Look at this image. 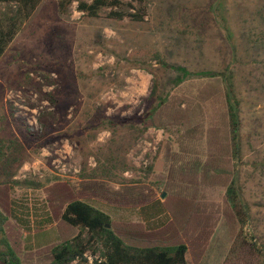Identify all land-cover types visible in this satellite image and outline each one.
I'll return each instance as SVG.
<instances>
[{"label":"rangeland","instance_id":"obj_1","mask_svg":"<svg viewBox=\"0 0 264 264\" xmlns=\"http://www.w3.org/2000/svg\"><path fill=\"white\" fill-rule=\"evenodd\" d=\"M58 1L43 0L0 58V213L20 264L39 251L49 258L78 233L59 235V208L47 195L58 184L107 214L130 245L184 243L188 264H264V0H146L140 23L106 11L88 18L76 3L61 14ZM226 70L239 105L236 176L249 214L237 238L224 204L229 178L214 174L225 164L209 140L208 117L218 114L200 104L202 128L191 143L181 139L192 116L183 122L162 109L142 124L172 97L185 110L193 101L186 86ZM23 124L39 135L29 137ZM92 249L91 262L71 264H99L103 250Z\"/></svg>","mask_w":264,"mask_h":264},{"label":"trees","instance_id":"obj_2","mask_svg":"<svg viewBox=\"0 0 264 264\" xmlns=\"http://www.w3.org/2000/svg\"><path fill=\"white\" fill-rule=\"evenodd\" d=\"M42 1L0 0V5L3 6V10L0 12V58ZM73 3H76V10L88 18H98L103 11H106L105 17L108 19L117 21L128 19L140 23L144 22L148 16L146 0H91L90 2L59 0V13L66 14ZM227 76L228 70H226V74L207 73L206 78L199 85L191 84L189 90H187V86L183 90L186 96L190 91L193 97V101L186 100L187 108L185 110L180 109L181 99L178 96V98L172 97L163 102L158 110L146 116L142 124L143 127H146L153 115L154 117L158 114L161 115L162 109L167 110L169 116L182 121L192 116L196 123L185 130V135L181 139L188 143L189 138L198 139L196 135L201 132L202 120L200 122L197 120L201 110L200 104H204L207 109L213 108L218 114L219 120L213 121L208 117L209 140H212L213 137L217 146L225 152L223 158L225 164L217 165L214 174H223L229 178L224 204L228 211V230L232 236L237 238L242 234V229L249 220V214L247 206L240 197L237 185L236 165L241 160L239 105L228 83ZM39 93L42 94L41 90ZM42 95L43 100L47 101L50 107L55 106L56 101L51 93ZM38 122L43 125L42 117H38ZM23 127L29 137L39 135L31 132L27 125L23 124ZM189 142L191 143L190 139ZM101 188L99 187L98 192L102 196ZM47 195L49 203L55 204V207L59 208V214H55V217L59 216V235L65 237L75 233V230H78V233L72 235L69 240H64L59 245L52 247L49 258H46L47 254L44 251L25 256V262L28 264L33 263L32 258L36 259L35 264L43 263L44 259L48 260L49 264H71L79 259L84 260L83 255L88 251L91 252V255H95L92 248L96 244H99L103 250V260L99 264H188V247L184 243L167 246H138L126 243L115 232L107 214L84 202L80 194L75 193L73 188L66 184L48 188ZM0 207L5 209L2 204ZM4 222L5 218L0 213V233L3 234L2 241L5 246V252L0 253L1 264H20V253L4 238ZM84 232L87 234V240L82 239ZM94 263L98 264L97 260Z\"/></svg>","mask_w":264,"mask_h":264},{"label":"built area","instance_id":"obj_3","mask_svg":"<svg viewBox=\"0 0 264 264\" xmlns=\"http://www.w3.org/2000/svg\"><path fill=\"white\" fill-rule=\"evenodd\" d=\"M83 256H84V259H86L87 261L91 262L93 260V256L92 255H87V253H86ZM98 261H99V263L101 262L100 260H98Z\"/></svg>","mask_w":264,"mask_h":264},{"label":"water","instance_id":"obj_4","mask_svg":"<svg viewBox=\"0 0 264 264\" xmlns=\"http://www.w3.org/2000/svg\"><path fill=\"white\" fill-rule=\"evenodd\" d=\"M164 197V195H162V198Z\"/></svg>","mask_w":264,"mask_h":264}]
</instances>
